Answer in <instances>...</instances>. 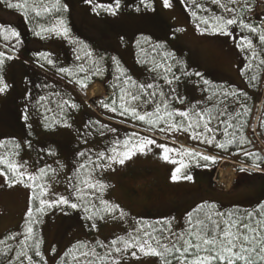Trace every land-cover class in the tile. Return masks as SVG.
Here are the masks:
<instances>
[{"label":"rangeland","instance_id":"374dc122","mask_svg":"<svg viewBox=\"0 0 264 264\" xmlns=\"http://www.w3.org/2000/svg\"><path fill=\"white\" fill-rule=\"evenodd\" d=\"M65 2L67 19L55 18L34 27L27 23L26 11L8 9L0 0V26H5L0 28V53L5 54L0 57V79L7 85L0 92V140L14 138L24 147L12 169L16 178L9 181L0 168V237L21 232L36 192L35 208L43 212L46 264H56L73 241H85L92 251L98 244L107 245L145 216H167L174 232H181L191 203L253 207L257 175L264 170L249 166L253 172L238 170L244 165L231 156L220 158L215 168L199 163L201 157H215L202 150L212 143L208 126L173 118L188 109L193 121L202 114L207 102L199 80L203 75L245 86L240 36L236 32L208 34L193 22L192 7L186 0H170V7L163 0H119L118 6L117 0ZM13 30L18 37L11 35ZM175 30H179L176 43L188 51L195 76L162 80L137 67L133 51L137 36L151 33L166 38ZM106 69L115 72L113 77H119L122 69L133 73L132 83H125L123 107L141 115L153 113L151 127L135 117H119L112 110L105 115L99 112L101 103L93 101L107 96L105 82L86 87L94 75ZM94 86L98 88L92 93ZM44 116L53 129H45ZM59 118L64 122L57 127ZM173 124L177 127H171ZM145 139L155 143L143 152L137 149L131 158L122 155ZM160 145L174 149L168 160ZM45 166L55 173L43 187L29 176L36 177ZM174 174L180 179L173 180ZM40 200L47 203L42 206ZM130 257L118 264H161L155 256Z\"/></svg>","mask_w":264,"mask_h":264},{"label":"trees","instance_id":"16d2710c","mask_svg":"<svg viewBox=\"0 0 264 264\" xmlns=\"http://www.w3.org/2000/svg\"><path fill=\"white\" fill-rule=\"evenodd\" d=\"M1 1L8 9L26 11L29 14L28 21L30 22L27 21V23L34 27L45 26V22L52 21L55 18L67 19L69 17L65 0H28L27 9L8 6L9 4H23L25 0ZM186 1L192 7L191 17L193 22L208 34L228 35L213 31L215 17L236 19V24L227 26V32L230 34L236 32L240 36L238 41L244 58L242 76L245 86L234 85L215 80L209 75H203L199 80L207 102L201 111L202 114L193 121L192 111L188 109V112L181 111L188 113V116H181L179 111L178 116L180 117L176 115L173 118H176V122L187 121V123L191 122L192 124L195 122L194 126H203L206 122L208 123L207 129L209 135H212V143L209 148L202 150L215 157L205 160L200 155L203 160L199 159V163L215 168L219 164L220 158L231 156L232 159L244 165L243 167L239 166L238 170L247 168L248 172H253L254 170L249 169L248 166L253 169L264 170V149L261 145H264V103H260L261 96L264 94V41L259 39L260 35L264 34V0H235V2L233 0H221V4L227 6L226 9L213 3L212 0ZM44 7H47L49 11H43ZM37 10L41 13L39 16L36 15ZM204 20H208V24H205ZM41 23L44 24L40 25ZM244 25L254 27L257 31L252 32L250 28L244 27ZM178 36L179 30H175L166 38H160L151 33L137 36L133 42L137 67L162 80L173 81L185 76H195L194 70L190 67L188 51L183 50L176 43ZM248 41H251L252 47L248 46ZM3 68L4 66L1 68L2 71ZM114 73L106 69L105 72L94 75L86 89L97 81L105 82L108 89L107 96L105 95L101 99H94L93 101L94 104L101 103L98 107L99 112L105 115L114 108V112L119 117L133 118L135 116L132 109L127 110L123 107V100L126 99H123L125 97L123 95L125 83H132L133 73L122 69L118 71L119 77H116V75L113 77ZM125 76L126 81L121 82L120 79ZM97 105L99 106V104ZM47 122L48 118L44 116L42 123L45 129H53V127H48ZM63 122L59 118L55 126L58 127ZM138 122H141L145 127H151V124L146 121L138 120ZM91 126H93L92 123ZM230 140L231 143H229ZM220 145H224V147H220ZM23 151L22 143L14 138L0 140V168L6 171L9 181H12L13 177L16 178L12 168H9V164L16 165ZM54 173L53 168L45 166L43 172L39 171L35 178L41 181L44 187L54 176ZM77 179H81L80 175ZM238 183L237 181L236 184ZM38 199L36 192L31 198L29 211L32 215H26L22 230L20 229L21 232H10L0 237V264H46L42 252L44 242L41 236V216L43 212L37 211L35 208L38 205ZM222 205L215 201H205L199 204L189 212L183 230L177 233L174 232L168 219L145 216L138 220L134 228L127 234L111 239L107 245L98 244L93 251L89 249L85 241H73L59 257L56 264H118L124 258H131L133 252L136 253L135 257L138 258L152 257L155 255H145L144 252L139 250L138 246L126 247L125 242H128L129 245L146 242L145 250L147 251V244L157 247L156 240H159L162 244H168L171 248L172 243L176 242L178 237L189 239L190 237L186 234L193 231L196 221L204 220L206 215L211 216L212 219H237L246 222L264 220V199L251 208L240 205L226 207ZM218 213L223 214V216H218ZM249 215L251 221H249ZM29 227L32 228L30 233L28 232ZM191 239L194 240V237H191ZM177 247H180L179 243ZM117 249H120V251H117ZM21 253H27V255ZM183 255V252L173 251L167 253L165 258L155 257L161 261V264H165V259L168 264H179L182 263ZM200 255L203 256L206 253L201 252ZM28 257H31V260ZM191 258L189 256V260ZM183 263L187 264V262Z\"/></svg>","mask_w":264,"mask_h":264},{"label":"snow or ice","instance_id":"6c2138e0","mask_svg":"<svg viewBox=\"0 0 264 264\" xmlns=\"http://www.w3.org/2000/svg\"><path fill=\"white\" fill-rule=\"evenodd\" d=\"M164 5L166 7H170V0H163ZM213 3L219 5L222 8H227L225 4H221V0H212ZM235 2V0H233ZM119 4V0H117V6ZM9 7L12 8H28V0H25L23 4H9ZM112 9H109L111 11ZM43 11L47 12L49 9L47 7L43 8ZM41 13L39 10L36 11V15L39 16ZM215 23L213 25V31H218L224 34H230L227 32V26L234 25L237 23L235 18L232 19H224L223 17H215ZM205 24H208V20L203 21ZM61 23H63L61 21ZM5 26H0L3 28ZM244 27L250 28V31L256 32L257 29L254 27H250L249 25H244ZM49 31H55V29H49ZM39 35V33H37ZM64 34L67 35V29H64ZM11 35L14 37H18V33L14 30L11 31ZM259 39L264 41V34L260 35ZM248 46L252 47L251 41H248ZM4 53H0V57H4ZM10 58V57H9ZM51 63V61H49ZM3 64V59H0V65ZM207 83V81H205ZM7 87L6 84L3 83V80L0 79V92H3ZM147 87H151L148 85ZM134 100L138 99V97L133 96ZM75 107V105H73ZM112 111H115L113 108ZM133 115L136 119L141 121H146L149 124L155 123L150 117L153 113H145L143 115L136 112L135 109H132ZM157 112L159 109L157 108ZM169 118H171V113H167ZM181 116H188V113L181 112ZM162 117H157V119H161ZM192 127L191 124L188 125ZM208 123L206 122L204 127L207 128ZM171 127H177L176 124L171 125ZM182 127V126H181ZM232 141L230 140L229 143ZM127 144V142H125ZM155 141L151 139H145L140 142L139 145L133 146L129 148L128 151L124 152L122 155L125 158H131L132 155L135 154V151L138 149L143 152L145 147L150 144H154ZM161 148L164 149L163 158L165 160L169 159L168 153L174 151V149H170L165 145H160ZM220 147H224V145H220ZM203 159L207 160L209 157L204 156ZM119 163L123 164L124 159H120ZM183 166V165H182ZM9 168L15 170L16 166L9 164ZM43 172V170H41ZM177 172L180 169H176ZM3 174V173H0ZM23 176V173L20 174ZM185 179L191 180V176L184 177ZM30 180H34L35 177L29 176ZM173 180L180 179L179 176L173 175ZM22 182V181H21ZM90 187H95V185H90ZM63 203H68L67 200L62 199ZM47 203L44 200H40V204L43 206ZM73 208L76 207V204L71 205ZM42 210V209H41ZM28 216H31L32 213L29 211L27 213ZM218 216H223V214H217ZM207 221V222H205ZM249 221H251V216L249 215ZM193 231L187 233L186 235L190 237L189 239H185L184 237H178L177 241L172 243V247L169 248L168 244H162L159 240H156L157 247H152L151 244H147V251L145 250L146 242L138 243V245L133 244L129 245L126 243V247L128 246H138L141 252H144L145 255H155L157 257L165 258L167 253L170 252H183L184 255L182 257L183 262H187V264H264V220H257L254 222H246L244 220L237 219H212L211 216L205 217L204 220H197L196 224L193 226ZM28 232H32V228H28ZM150 235V234H149ZM194 237V240L191 239ZM180 244V247H177V244ZM120 251V249H117ZM204 252L206 255L201 256L200 253ZM22 255H27V253H21ZM39 255V253H37ZM133 256L136 255L135 252L132 253ZM189 256H191V260H189ZM31 260V257H28ZM165 264H168L165 259Z\"/></svg>","mask_w":264,"mask_h":264},{"label":"crops","instance_id":"0c3cea01","mask_svg":"<svg viewBox=\"0 0 264 264\" xmlns=\"http://www.w3.org/2000/svg\"><path fill=\"white\" fill-rule=\"evenodd\" d=\"M81 101V100H80ZM90 137H91V135H90ZM4 138H10V137H4ZM3 138V139H4ZM1 140H2V138H1ZM253 174H256L255 172L253 173ZM258 177L257 178H259L258 180H257V182H256V188H257V190H256V193H254L253 194V206L254 205H256V204H258L259 202H261L263 199H264V174H262V173H259L258 175H257ZM259 180H262L263 181V183L262 184H259ZM201 203H203V202H201ZM200 203V204H201ZM199 204H197V205H193L192 203L190 204V207H189V209H187L188 210V212H190L192 209H194L195 207H197ZM225 206V205H224ZM189 214V213H188ZM187 214V215H188ZM186 217V216H185ZM156 218H160V216H158V217H156ZM163 218H166V219H168V217L167 216H165V217H163ZM184 219V218H183Z\"/></svg>","mask_w":264,"mask_h":264},{"label":"bare ground","instance_id":"6f19581e","mask_svg":"<svg viewBox=\"0 0 264 264\" xmlns=\"http://www.w3.org/2000/svg\"><path fill=\"white\" fill-rule=\"evenodd\" d=\"M97 88H98L97 86L96 87L94 86V88L92 89V93H94L95 90H97Z\"/></svg>","mask_w":264,"mask_h":264}]
</instances>
